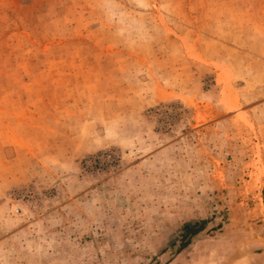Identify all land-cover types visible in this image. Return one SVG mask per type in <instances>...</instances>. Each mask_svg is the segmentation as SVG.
<instances>
[{"label":"rangeland","instance_id":"374dc122","mask_svg":"<svg viewBox=\"0 0 264 264\" xmlns=\"http://www.w3.org/2000/svg\"><path fill=\"white\" fill-rule=\"evenodd\" d=\"M0 264H264V0H0Z\"/></svg>","mask_w":264,"mask_h":264}]
</instances>
